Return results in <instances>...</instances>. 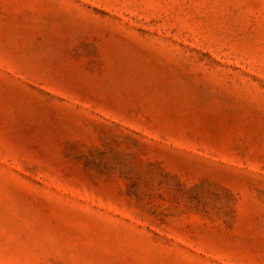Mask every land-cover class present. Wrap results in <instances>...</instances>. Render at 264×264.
Returning <instances> with one entry per match:
<instances>
[{"label":"rangeland","instance_id":"rangeland-1","mask_svg":"<svg viewBox=\"0 0 264 264\" xmlns=\"http://www.w3.org/2000/svg\"><path fill=\"white\" fill-rule=\"evenodd\" d=\"M0 264H264V0H0Z\"/></svg>","mask_w":264,"mask_h":264}]
</instances>
